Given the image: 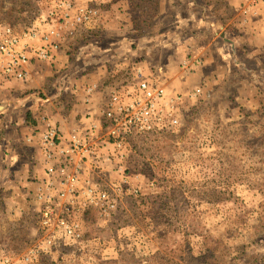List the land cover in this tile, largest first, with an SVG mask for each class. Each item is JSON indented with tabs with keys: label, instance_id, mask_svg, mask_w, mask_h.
Segmentation results:
<instances>
[{
	"label": "rangeland",
	"instance_id": "rangeland-1",
	"mask_svg": "<svg viewBox=\"0 0 264 264\" xmlns=\"http://www.w3.org/2000/svg\"><path fill=\"white\" fill-rule=\"evenodd\" d=\"M67 2L0 0V29L40 36L56 27V13H64ZM91 5L98 16L63 43L67 58L49 62L51 78L53 72L66 78L65 61L89 40L97 48L114 44L127 60L122 69L105 70L106 83L120 85L131 68H142L166 94L182 97L174 110L179 125L126 142L123 161L113 159L93 173L111 192L123 181L108 217L77 187L70 219L81 239L75 247L43 252L34 200L41 156L27 139L36 136L38 116L78 109L73 102L80 90L46 93L50 101L42 103L40 91L0 76V264H264V0ZM239 5L252 13L242 14ZM216 21L220 27L207 25ZM224 36L236 43L231 59ZM197 53L208 58L203 66L192 59ZM196 89L199 95L190 98Z\"/></svg>",
	"mask_w": 264,
	"mask_h": 264
},
{
	"label": "built area",
	"instance_id": "built-area-1",
	"mask_svg": "<svg viewBox=\"0 0 264 264\" xmlns=\"http://www.w3.org/2000/svg\"><path fill=\"white\" fill-rule=\"evenodd\" d=\"M69 1L58 6L64 13H56V27L48 28L40 36L37 32L17 35L9 27L0 29L1 77L26 79L32 57L24 40L40 39L57 49L59 44L74 38L78 28L83 25L91 28L92 21L98 16V10L91 5L93 0L74 4ZM250 1L255 3V0ZM238 9L244 15L252 13L249 5H239ZM44 50V47L35 50L38 59L47 58ZM129 73L128 81L120 85L109 84L103 86L104 91L99 90L104 92L101 108L96 120L85 128L73 130L65 139L56 128L47 126L41 135L40 147L47 166L45 179L36 185L34 200L38 204V229L44 234L38 249L43 252L75 247L81 239L79 225L70 219L78 195L77 187L82 188L81 193L99 208L102 216L108 217L117 206L115 193L124 184L122 181L115 185V192L104 190L95 174L102 173L113 159L118 163L124 160L126 142L144 141L159 133L172 132L179 125L174 110L182 97L166 94L159 81L146 78L140 67L131 68ZM199 93L196 89L188 95L197 98ZM85 170L92 171L90 177ZM117 170H122V166L118 164ZM29 258L27 256L26 260Z\"/></svg>",
	"mask_w": 264,
	"mask_h": 264
},
{
	"label": "crops",
	"instance_id": "crops-1",
	"mask_svg": "<svg viewBox=\"0 0 264 264\" xmlns=\"http://www.w3.org/2000/svg\"><path fill=\"white\" fill-rule=\"evenodd\" d=\"M197 4L196 6L200 10L207 11V5L205 4L203 5L200 3H197ZM262 13L264 16V10L262 11ZM201 22H199L200 24L199 23L198 24L202 25ZM207 25H211V26L214 25L216 27H220L218 26L217 21L214 22V24L207 23ZM260 25H263V24L261 23ZM24 41H26V43L28 44V47L30 49L29 55L32 57V59H31L30 64L27 66L26 79L25 80H13V81L24 84V86L30 91L31 90L40 91V93L44 96L42 103L50 101V100H47V98H45L46 93H49L50 95L51 94L54 95L56 94V91H57L58 93L56 95H58L59 92H61V90L63 89H67V90L74 89L75 93L78 90H80V92H77L78 93L77 97L79 99L75 98L73 102V106L77 107L78 109H74L71 111L75 114H71V112H69V115L65 116L63 115V113L54 112L51 117L48 116L47 114H42V116H38L39 118L36 121L37 124L33 131V132L36 131V136L29 137L27 139L28 143H30L32 139L34 140V143L36 142L38 146V150L40 152V156H41L40 161H39L40 168H41V174L35 182V185H37L39 184L38 182L43 181L45 179L44 172L47 166L44 163L43 152L40 147L41 135L44 132V129L47 126L54 127L58 131H60L62 137L66 139L73 132V130L79 129L82 126H84L85 128L90 122L96 120L95 118L97 117L98 109L101 108V103L104 98L103 97L104 92L102 94L101 93L102 91L100 92L99 90L101 89L104 91L103 88L106 87L105 85L110 84V83H106L107 82L105 81L106 74L103 77L102 76L104 75L103 73H105V70L107 69L112 71L114 69V66L117 67V70L122 69L127 59L125 58L126 56H124L123 54H120L119 50H117V47L115 48L114 44L112 45L110 44L108 47L97 48L99 46L94 45L95 41L93 42L89 40V42L84 44V46L86 44L87 45L84 48L80 49L79 53L75 52L72 56H70L69 60L65 61L67 65H66V70H64L63 74L66 75V78L62 77L63 75L61 74L59 76L58 75L56 76L55 74L56 72H53L54 76L53 78H51L52 68H50L49 62L53 61L56 63L58 61H64L62 57L67 58L65 56L66 52L64 51V49H62L63 44L62 43L59 44V47L56 49L50 45H47L45 42H42L40 39H36L34 41H29V40H24ZM219 41L221 42V40ZM115 42H118V40ZM222 42L224 43V45H227L228 47V49H226L225 55H227V57L231 59V57H234L233 51H235L236 43H234V40L226 36L223 37ZM41 47H44L45 49L44 51L47 54V58L43 60L38 59L35 54V50ZM128 47H130L131 49V46H128ZM100 49H103V50H100ZM150 49H153V48L150 47ZM140 50L142 51L141 48ZM133 51L136 52L137 50L135 49ZM206 58L207 57L205 56V53L202 55L197 53L195 57H192V59H201L202 66L205 64ZM189 62L192 63L193 60H190ZM117 63L118 65H116ZM186 65H190V63ZM61 77L63 79H60ZM83 79H84V82H82ZM47 90H49V92H47ZM57 99L58 97L55 99L56 104L53 105L56 108L57 106L60 107L61 105L60 102L58 101L59 99L58 100ZM27 111H31L32 113V109L30 107L27 108ZM88 116H90L89 119L87 118Z\"/></svg>",
	"mask_w": 264,
	"mask_h": 264
}]
</instances>
